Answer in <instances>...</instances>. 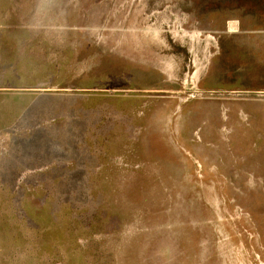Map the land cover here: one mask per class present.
<instances>
[{
	"label": "rangeland",
	"instance_id": "rangeland-1",
	"mask_svg": "<svg viewBox=\"0 0 264 264\" xmlns=\"http://www.w3.org/2000/svg\"><path fill=\"white\" fill-rule=\"evenodd\" d=\"M0 264H264V0H0Z\"/></svg>",
	"mask_w": 264,
	"mask_h": 264
}]
</instances>
